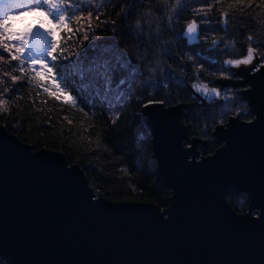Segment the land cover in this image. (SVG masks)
Listing matches in <instances>:
<instances>
[{
  "label": "water",
  "instance_id": "1",
  "mask_svg": "<svg viewBox=\"0 0 264 264\" xmlns=\"http://www.w3.org/2000/svg\"><path fill=\"white\" fill-rule=\"evenodd\" d=\"M196 23L194 38L182 34L188 44L199 41ZM242 67L234 88L253 116L260 115L264 69ZM189 90L199 105L225 100ZM184 106L143 107L156 183L170 194L165 209L97 197L61 152L34 150L0 124V261L264 264V228L252 222L264 207V122L229 116L212 131L219 147L199 157L205 142L187 136L179 118ZM224 190L244 202V213L233 210Z\"/></svg>",
  "mask_w": 264,
  "mask_h": 264
},
{
  "label": "trees",
  "instance_id": "2",
  "mask_svg": "<svg viewBox=\"0 0 264 264\" xmlns=\"http://www.w3.org/2000/svg\"><path fill=\"white\" fill-rule=\"evenodd\" d=\"M175 4L176 0H91L89 40L79 42L76 37L77 27L89 18L87 11L83 19L72 18L66 28H60L56 41L69 55L90 48L91 57L102 49L106 58L127 65L128 81L118 89V102L101 94L102 87L98 92L96 86H90L87 64L72 66L65 88L51 74L46 76L39 65V69L36 65L30 68L27 56L22 57L21 73L20 62L8 59L0 49L6 59L4 72L19 77L15 82L7 80L9 91L3 96L0 124L34 150L61 152L70 165L76 164L83 171L97 197L167 208L170 194L156 183L144 105L149 100H163L164 107L185 105L179 118L187 136L205 142L197 148L199 157L211 155L220 145L212 136L213 129L248 106L235 93L220 105H199L189 86L203 83L219 87L222 70L227 69L232 77L237 70L226 67L224 61L247 54L248 36L254 47L264 44V0H181V7L174 11ZM6 11L16 10L10 7ZM126 11L129 15L122 21ZM98 14L99 20L95 18ZM192 20L199 23L200 36L197 43L188 44L182 29ZM213 40L218 46H213ZM257 52H264V48L257 47ZM46 62L53 63L47 57ZM201 65L204 71L197 73ZM149 78L156 83L145 90L141 82ZM115 79L119 82V73ZM239 118L245 121L249 117ZM227 201L235 212L246 211L238 197H227Z\"/></svg>",
  "mask_w": 264,
  "mask_h": 264
},
{
  "label": "snow or ice",
  "instance_id": "3",
  "mask_svg": "<svg viewBox=\"0 0 264 264\" xmlns=\"http://www.w3.org/2000/svg\"><path fill=\"white\" fill-rule=\"evenodd\" d=\"M237 3H243V0H237ZM14 8L16 12L24 11L27 13H32L33 11L42 12L44 17L48 19L49 23L52 24L51 28H47L41 30L40 28H35L34 30L30 29L28 32H25L22 35H18V38L15 41L8 39V34L5 32L7 25L3 24V20L6 18H10L11 15L16 14V12L9 13L6 11L7 8ZM91 0H88V4H84V0H0V48L3 49L4 53H7L8 59L12 61H19L21 67L19 71L21 73L24 72L23 64L25 61L22 59L23 56H27V64L30 68L35 65H39L41 69L44 70V74L46 76L52 75V78L60 81L61 84L66 88L67 85L64 81L68 78L69 70L72 66L80 65L83 67L87 64V73L90 77V86H96L97 91L99 92L102 87L105 93H111L113 91V87L115 85L116 89L121 88L122 85L126 84L128 81V74L126 71L127 65L124 64L123 61L117 60L113 62L111 59L106 58L105 50L97 49V54L95 56H88V52L91 50L90 48H85L84 51H73L71 55H69L65 49L61 48L59 42L53 39L55 31L58 28H66L68 26V22L72 18L83 19L84 11L88 12L89 19L92 18L91 11ZM181 7V0H176V4L173 5V10L175 11L177 8ZM79 13V15H77ZM129 13L126 11L122 14V21H126ZM178 15V13H177ZM99 20V14L95 17ZM225 22H227L228 15L224 14ZM115 25L116 21H112ZM137 25H139V21H137ZM198 25L195 20L189 21L186 23L185 27L182 29V32L189 38H194L195 34L198 33ZM115 34V33H114ZM85 40L88 39V36L84 37ZM248 46H247V54L242 55L241 58L237 59H228L224 61L225 64L233 66L237 69H240L242 66L247 68L248 66H252L256 71H260L264 69V52H257V47L264 48V44H258L256 47L252 45V37H247ZM213 46H218L217 41H212ZM259 56V60H255V58ZM46 57L50 58L53 62L51 65L46 62ZM129 59H131L129 57ZM189 60L192 57H188ZM4 60V56L0 54V61ZM61 63L57 64V61H61ZM255 60V64H254ZM259 67H256V65ZM171 67V65H169ZM155 72V69L151 70ZM197 73H202L204 71L203 66L201 65L196 69ZM120 74L119 82L116 81V75ZM165 75H168L165 72ZM215 76V73H212ZM4 77H8L9 73L4 72ZM11 81L15 82L19 79L16 75L10 76ZM218 79L221 80H231L232 75L228 74V70H222ZM2 82V80H0ZM155 81H152L150 78L145 79L141 82L142 87L147 90L149 87L155 86ZM164 88L168 87L167 83L161 82ZM193 87L196 88L198 92L205 96H214L216 98H220L222 93L219 87H209L207 84H194ZM9 89L5 87L3 92L0 93V97L7 94ZM71 99V97H70ZM79 99V97H77ZM235 102V100H233ZM164 104L163 100H149L147 104L144 105L145 108L150 107L153 104ZM4 99H0V106H3ZM86 106V105H85ZM248 116L249 118L244 122L252 125L255 122H264V110L262 113L257 116H253L249 109L246 107H242L235 112L234 118ZM113 125H115L116 121H112ZM223 127V122L220 124ZM207 128V124L205 125ZM215 131V129H213ZM222 196H227L229 199L232 198L233 193L229 190H224L221 192ZM235 201H233L234 203ZM253 223L259 222L261 227L264 228V207H261L255 219L252 221Z\"/></svg>",
  "mask_w": 264,
  "mask_h": 264
},
{
  "label": "rangeland",
  "instance_id": "4",
  "mask_svg": "<svg viewBox=\"0 0 264 264\" xmlns=\"http://www.w3.org/2000/svg\"><path fill=\"white\" fill-rule=\"evenodd\" d=\"M13 12H16V11H13ZM3 24L7 25L5 32L8 34H11L10 36H8V39H10L12 41H15L18 38V35H22L25 32H28L30 29L34 30L35 28H40L41 30H44V29L52 27V24H50L48 19H46L44 17L43 13L38 12V11H33L32 13H27L24 11L16 12V14L11 15L10 18L4 19ZM90 26H91V20L89 18H86L85 21L83 23H81L80 26L77 27L76 30H78L79 32L77 33L78 36L76 35V37H77V40H79V42H83L85 40L84 39L85 36H88L87 40H89V38L91 37L90 36V33H91L90 28L91 27ZM59 31H60V28H58L55 31L54 36L52 37L53 39L57 40L56 38L58 36ZM80 44H78V45H80ZM0 49L3 51L2 48H0ZM75 51H78V50H75ZM5 60L6 59L4 58L3 61H0V80H2V82H0V93H2L3 89L6 87L8 78L10 79V75L8 77L3 76L4 69L2 66H4L3 64H4ZM224 65L228 66V67H232V66L227 65V64H224ZM34 68L39 69L38 64ZM232 79H233V77H232ZM240 79H243V76H240L237 80H240ZM194 90L202 98L204 97V95L201 94L200 92H198L195 87H194ZM101 94H103L104 96L106 95V97L110 98L114 102H118L119 93H118V89H116L115 87H113V91L111 93H105V91L103 89ZM221 97H229L228 92H226L224 94L222 93ZM0 99H4L3 96L0 97ZM1 108H2V106H0V109Z\"/></svg>",
  "mask_w": 264,
  "mask_h": 264
},
{
  "label": "flooded vegetation",
  "instance_id": "5",
  "mask_svg": "<svg viewBox=\"0 0 264 264\" xmlns=\"http://www.w3.org/2000/svg\"><path fill=\"white\" fill-rule=\"evenodd\" d=\"M254 63H255V61H254ZM250 67H252V66H248L247 68H250ZM242 68L244 69V71L248 70L245 67H242ZM239 77H240V72H236L231 81L220 80V83L218 86L220 88L221 93L224 94V93L228 92V94H232V93L237 94V88H234V85H235V83L239 82V80H237ZM224 98L226 100L227 97H224Z\"/></svg>",
  "mask_w": 264,
  "mask_h": 264
}]
</instances>
